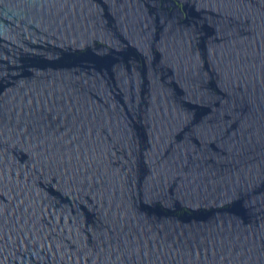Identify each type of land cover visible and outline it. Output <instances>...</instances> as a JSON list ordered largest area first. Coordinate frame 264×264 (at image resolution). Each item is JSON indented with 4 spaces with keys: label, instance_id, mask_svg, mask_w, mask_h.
I'll list each match as a JSON object with an SVG mask.
<instances>
[{
    "label": "water",
    "instance_id": "95a60500",
    "mask_svg": "<svg viewBox=\"0 0 264 264\" xmlns=\"http://www.w3.org/2000/svg\"><path fill=\"white\" fill-rule=\"evenodd\" d=\"M0 264H264V0H0Z\"/></svg>",
    "mask_w": 264,
    "mask_h": 264
}]
</instances>
